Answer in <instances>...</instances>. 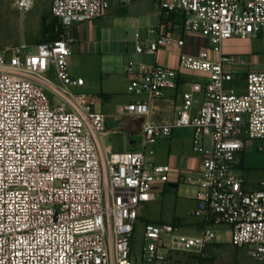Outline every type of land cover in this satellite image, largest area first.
<instances>
[{
    "label": "built area",
    "instance_id": "obj_1",
    "mask_svg": "<svg viewBox=\"0 0 264 264\" xmlns=\"http://www.w3.org/2000/svg\"><path fill=\"white\" fill-rule=\"evenodd\" d=\"M157 2L166 17L182 14L184 31L208 39L210 47L181 53L178 69L128 67L127 90L134 99L123 113L143 120L139 150L103 146L108 131L97 109L101 98L76 93L85 80L69 71L68 29L102 18L106 0H51L60 37L40 41L33 52L26 44L0 52V264H165L177 254H202L215 243L218 224L230 227V245L264 264V176L250 191L236 168L246 140H264V71L245 72L240 91L235 69L247 60L223 52L226 40L264 36V0ZM14 5L29 12L35 0ZM184 46L171 34L136 40L139 54ZM180 69L207 78L186 83L170 120H154L153 103L179 87ZM184 128L193 130L201 167L180 171L179 180L195 188L194 215L213 223L185 234L174 224L144 222L145 244L135 258L139 208L164 193L172 170L148 156L160 140Z\"/></svg>",
    "mask_w": 264,
    "mask_h": 264
},
{
    "label": "crops",
    "instance_id": "obj_2",
    "mask_svg": "<svg viewBox=\"0 0 264 264\" xmlns=\"http://www.w3.org/2000/svg\"><path fill=\"white\" fill-rule=\"evenodd\" d=\"M106 1L108 11L102 18L76 24L68 29V35L72 39L69 70L72 75L85 80L84 86L77 88L80 93L101 98L97 109L104 114L108 131L103 146L110 152L139 150L143 120L123 113L124 107L134 99L127 90L132 77L127 71L128 67L132 66L134 70H138L141 64H160L178 69L181 53L197 55L200 50L209 48L210 43L206 38L184 31L182 14L164 16L157 0ZM13 6L15 7L14 4ZM150 29H154L155 33L149 34ZM164 34L183 38L185 46L162 47L155 55L136 52L137 38L143 41L147 38L153 40L157 35ZM223 52L243 56L247 60L245 66H236L235 69L240 91L244 90L245 72L264 71V36L226 40L223 43ZM210 55L213 59L217 57L213 51ZM206 78L204 73L180 69L179 87L176 90H168L165 99L153 103L152 118L159 121L170 120L181 105L180 94L188 88L186 83ZM192 137V129H176L170 138L162 139L154 146L155 153L148 156V159L157 164L171 166L170 182L162 195L139 208L138 222L174 224L182 230H191L192 234H197L207 223H213L212 217L194 215L197 207L195 188L179 180L180 171L201 167L199 156L192 150ZM236 168L242 174L245 189H258L264 176V140L247 139L236 160ZM166 201L174 203V207L172 213L165 215ZM157 204L160 211L154 212L153 206ZM216 229L215 243L207 246L203 253L198 255L200 264H209L211 249H220L222 252L226 246L220 241L219 232H225L227 245L230 246V227L218 224ZM252 264L262 263L254 260Z\"/></svg>",
    "mask_w": 264,
    "mask_h": 264
},
{
    "label": "rangeland",
    "instance_id": "obj_3",
    "mask_svg": "<svg viewBox=\"0 0 264 264\" xmlns=\"http://www.w3.org/2000/svg\"><path fill=\"white\" fill-rule=\"evenodd\" d=\"M14 0H0V52L8 50L13 46L26 44L30 52L35 50V45L44 38V26L59 27V22L51 13V0H36L35 6L29 12H21L13 6ZM40 22V23H39ZM69 69L71 67L69 66ZM70 71V70H69ZM76 93L78 89H74ZM174 203L165 202L164 212L170 214ZM154 212L160 211V206H153ZM185 234H192L191 230H182ZM220 241L226 246L220 249H211L209 264H237L239 262L252 264L254 260L249 256L246 249H234L227 245V236L224 231L219 232ZM143 239V224L138 222L132 242V255L139 257ZM165 264H200L198 255L195 253L177 254L171 258L170 263Z\"/></svg>",
    "mask_w": 264,
    "mask_h": 264
},
{
    "label": "trees",
    "instance_id": "obj_4",
    "mask_svg": "<svg viewBox=\"0 0 264 264\" xmlns=\"http://www.w3.org/2000/svg\"><path fill=\"white\" fill-rule=\"evenodd\" d=\"M55 19H57V18H55ZM58 22H59V20H58ZM60 34H61L60 24H59V27L44 26V38L42 39V41L43 40H49L50 41V40L58 39L60 37Z\"/></svg>",
    "mask_w": 264,
    "mask_h": 264
}]
</instances>
